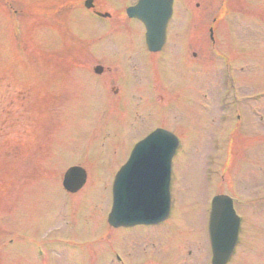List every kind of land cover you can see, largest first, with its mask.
<instances>
[{
	"label": "rangeland",
	"instance_id": "374dc122",
	"mask_svg": "<svg viewBox=\"0 0 264 264\" xmlns=\"http://www.w3.org/2000/svg\"><path fill=\"white\" fill-rule=\"evenodd\" d=\"M114 1L122 4L131 0ZM103 2L104 0L101 5ZM80 3L83 4V0H0V71H12L11 65L14 61L7 60L6 56L8 52L12 54L13 50L22 60L13 69L24 71L26 65L29 71H41V51H31L26 44L28 38H34L32 29L44 20L51 22L52 17L48 16L50 12L62 15L74 4L81 8ZM185 4L189 5L190 9L188 50L196 54V57L191 59L192 62L198 63L204 71L186 70L182 57L176 59L177 64L170 71H160L155 79L159 86L158 93L163 99L162 104L154 103L155 99L151 98L145 80L141 77V71H122L125 92L119 99H115V107L109 102L102 83L88 75L80 65L72 63L78 67L65 71V78L56 82L55 86L60 91L57 93L63 98L67 97L64 101V106L67 107L63 114L65 118L60 121L62 128L58 136L49 140L47 135L43 140L45 152L41 157L46 166L41 171L28 168L29 162L25 160V166L31 170L28 188L25 199L20 197L18 200V208L12 217V230L7 231L3 241H12L6 248V251L12 252L11 258L4 260L0 257V264H69L74 257L88 264H92V258L94 264H108L111 251L123 255L125 264H203L206 259L204 245V254L200 248L204 239L201 229L204 223L203 210L213 191L218 192L220 189L221 194L237 202L238 199L248 198L259 184H264V175L260 172L261 167H264V125L249 120L239 124L218 122L219 112L216 105L220 93L217 69L219 60L209 46L207 30L215 17L218 21L216 52L218 58L227 57L232 60L237 71L235 78L238 87L247 95L264 91V0H237L233 7L230 6L229 0H186ZM103 6L116 5L112 0H105ZM224 7H227L224 12L231 7L241 14L238 17L233 14L227 16L222 13ZM1 8L5 12L4 15ZM113 14V17L119 18ZM66 26L71 34L76 33L84 42L81 46L86 47L82 48L90 47L89 55L92 54L95 58L106 55L102 50L106 48L103 47L106 30L96 24L92 15L86 11L73 12L69 15ZM13 28L19 33L18 39L10 35ZM131 28L136 29V22H133ZM180 28L181 24L179 32ZM38 36L37 32L35 37ZM98 39L100 47L88 45ZM185 39L187 40V37L182 38L181 43L176 45L177 56L183 55ZM109 40L110 38L106 37L105 41ZM8 44L13 50L10 48L7 52L6 47H10ZM73 45L79 46L75 42ZM72 50L68 48V52ZM137 54L136 49L131 55L135 57ZM52 55L53 52H50L46 58L50 60ZM113 55L111 52L109 58L124 63V59L115 58ZM61 60L63 62L59 64H70L62 67L71 66V63H65L63 58ZM199 73L203 77L200 82ZM51 77L54 79L55 75L52 74ZM36 98H32V105L28 109L30 125L33 120L31 114L40 111L36 109L38 105L41 106V116H49L54 111L53 108L43 107L38 103L39 95ZM204 105L205 113L202 111ZM9 110L11 109H3L6 115ZM57 116L58 113L55 118ZM229 126L236 127L237 136L234 137V132L228 138V146L231 148L232 143H237L236 153L239 152V161L236 167H239L240 162L241 167L235 171V162L229 163L219 184L223 168L218 164V152L208 156L207 165L206 155L211 153L212 138L215 135L220 137L222 134L219 133L229 129ZM157 128L177 133L183 144L185 155L182 157L185 160L182 164L180 160L175 161V169L184 166L179 170L181 182L177 185L180 205L177 200L178 205L173 210L171 219L163 226L164 231H160L155 237L151 236L157 229L134 227L130 230H115L109 240L103 242L108 228L104 214L105 194L102 189L108 174L123 160V146L139 140ZM7 134L9 132L0 133V147H6L1 143L6 142ZM234 138L237 142H234ZM118 144L119 148L116 149ZM223 151L222 149L221 153ZM15 162L7 155L5 149H0V200L12 195V180L17 179L14 176ZM72 165H81L89 173L91 171L96 175V179L92 174L91 179L89 178V181L94 180V204L89 206L91 211L82 206L79 197L68 199L61 189L59 175L62 170L65 171ZM206 168L207 175L213 177L212 182L206 179ZM231 168L232 171L229 172ZM31 173H36V176L31 177ZM8 191L10 193L6 195ZM16 191L17 187L14 188V193ZM16 195L17 193L13 194L14 197ZM244 205L249 207L253 204ZM235 209L237 213L239 211L247 215V220L243 221V227L245 225L247 231L241 233L239 246L231 264H264V215L256 211L248 212L243 208ZM6 228L9 229V224ZM2 239L3 236H0V244ZM53 240L62 243L54 247L43 243ZM27 241L29 245H26ZM31 242L43 244L45 261L37 260V263L32 257ZM68 243H77L80 248H68ZM77 259L75 264L80 263Z\"/></svg>",
	"mask_w": 264,
	"mask_h": 264
},
{
	"label": "water",
	"instance_id": "95a60500",
	"mask_svg": "<svg viewBox=\"0 0 264 264\" xmlns=\"http://www.w3.org/2000/svg\"><path fill=\"white\" fill-rule=\"evenodd\" d=\"M134 14L136 16L142 18V13L139 10V8H136L134 10ZM156 26L157 25L155 24L154 29L156 28ZM154 33H155V30H154ZM157 145H159V143H157ZM144 156H145V154H142L140 156V158L144 157ZM152 162H158L159 164L163 163V160L159 159V154H158L157 150L153 154ZM162 165H160V166H162ZM67 176L65 177V184L68 187V186H70V184H67V182L69 181V179L71 177H67ZM143 200H144V198L140 199V201H143ZM220 206H224L225 208L223 207V211L227 215L231 216V218H232V212L230 211L229 206L226 207L225 202L221 201L219 198L215 199L214 208H215L216 212H218ZM235 230H236V223H234L233 221H231V223H230V229H226L218 221H216L215 225L213 226V228H212V241H213V246L216 250L215 264H223L224 261L226 260L227 256L230 254V251L233 247L235 237H236V231Z\"/></svg>",
	"mask_w": 264,
	"mask_h": 264
},
{
	"label": "bare ground",
	"instance_id": "6f19581e",
	"mask_svg": "<svg viewBox=\"0 0 264 264\" xmlns=\"http://www.w3.org/2000/svg\"><path fill=\"white\" fill-rule=\"evenodd\" d=\"M38 158H39V156H38Z\"/></svg>",
	"mask_w": 264,
	"mask_h": 264
}]
</instances>
